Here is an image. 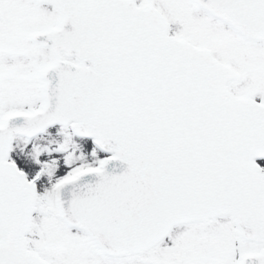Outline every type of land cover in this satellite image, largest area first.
Here are the masks:
<instances>
[{"label":"snow or ice","instance_id":"snow-or-ice-1","mask_svg":"<svg viewBox=\"0 0 264 264\" xmlns=\"http://www.w3.org/2000/svg\"><path fill=\"white\" fill-rule=\"evenodd\" d=\"M0 264H264V0H0Z\"/></svg>","mask_w":264,"mask_h":264}]
</instances>
